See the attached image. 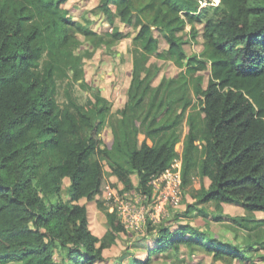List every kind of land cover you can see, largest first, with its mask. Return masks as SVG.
I'll return each mask as SVG.
<instances>
[{
  "label": "trees",
  "instance_id": "1",
  "mask_svg": "<svg viewBox=\"0 0 264 264\" xmlns=\"http://www.w3.org/2000/svg\"><path fill=\"white\" fill-rule=\"evenodd\" d=\"M66 1L0 0V264L102 262L104 250L126 231L104 195L111 187L149 191L152 175L180 154L183 189L195 175L210 179L208 186L201 181L191 188L187 213L207 212L202 205L210 201L217 207L230 203L250 213L234 218L238 226L254 230L264 223L254 217L264 212V0H99L97 10L112 27L104 31L91 28L89 20L76 21ZM116 15L138 32L128 100L112 118L100 91L93 89L94 98L82 103L70 87L78 79L86 86L78 34L96 47L117 45L127 34L115 25ZM188 23L191 37H203L205 58L189 56L183 46L179 33ZM155 28L165 33L166 48ZM152 54L185 68L153 86ZM208 68L204 85L199 71ZM184 121L189 130L181 139ZM106 124L108 141L102 136ZM106 163L115 180L106 176ZM66 177L72 202H54ZM81 199L104 211L109 228L103 236L90 228ZM175 220L158 227L155 248L133 264H152L153 252L178 256L182 244L229 264H260L248 255L251 245L242 248ZM263 239L264 230L256 240Z\"/></svg>",
  "mask_w": 264,
  "mask_h": 264
},
{
  "label": "rangeland",
  "instance_id": "2",
  "mask_svg": "<svg viewBox=\"0 0 264 264\" xmlns=\"http://www.w3.org/2000/svg\"><path fill=\"white\" fill-rule=\"evenodd\" d=\"M214 2V5L219 4V0H214ZM98 3L99 0H67L63 6L69 9L70 16L76 21L85 25L89 20V26L95 30L104 31L105 29L112 28L106 15L97 10ZM115 25L123 30L127 34V37L117 45L114 44L110 47L105 45L96 47L82 33L78 34L82 40V44L77 49V52L86 55L84 60L86 86L81 84L82 79H78L70 87L73 95L82 103H86L89 98H94L93 89L100 91L111 103L112 114L110 116L112 118L119 116L117 110L124 107L128 100L133 72V48L135 47L133 37L138 32L134 24L123 22L118 15L115 16ZM196 26L200 29L202 24L196 22ZM191 28L192 25L188 23L185 30L179 33L183 41V46L189 56L197 55L205 58L203 37L201 33L196 38L191 37ZM154 33L159 40L160 47L162 49L166 48L168 43L165 39V33L156 28ZM148 65L150 80L153 86H158L164 79L179 76L185 68L179 67L172 60L160 59L154 54L150 56ZM200 73L204 74V85H206L210 69L201 70L199 71ZM66 84V81H63L61 84V92L59 94V101L61 103L65 99L64 88L67 86ZM190 95H192V92ZM188 130L189 126L184 121L181 127V139H183ZM143 135L141 134V136ZM102 136L106 141L110 140L112 137L110 124H106L102 131ZM104 170L110 181L116 179L108 163L105 164ZM132 177L134 182L137 183L139 180L137 173H134ZM201 181L207 185L210 183L208 177H204L201 180L199 176H193L192 183L183 189V200L180 207L174 212L171 211L168 216L161 217L162 219L159 223L153 224L150 222L143 230L133 231L131 233L126 230L120 233L116 242L104 250L105 260L97 264H133L135 258L144 259L148 255L149 249L152 248L153 250L158 243L154 238L158 227L163 224H174L176 217L181 218V220H188L203 230L212 232L221 239L231 240L239 244L242 248L251 245L252 247L250 248L253 250H250L248 255H252L257 263L264 264V242L259 243L256 240L257 234L264 230V223L256 225V222L250 220V225L257 226L254 230H247L240 225L238 226L234 218H240L242 216L250 217V213H247L243 207H237L231 204H222L220 207H217L213 201H210L202 205L207 212L203 214L197 211L187 213L188 200L194 199L189 192L192 187L196 189L200 188ZM70 184V178L66 177L63 188L58 197L54 198V202H56V199L57 201L72 202L69 191ZM80 203L87 204L88 206L89 225L93 233L100 237L103 236L109 228L104 211L98 208L95 201L81 199ZM214 216L223 217L222 220H215ZM254 217L263 220L264 212L256 211ZM198 262L201 264H229L226 261L213 258L205 250H193L186 244L181 245L178 256L173 250L153 252L152 254V264H195ZM12 264H16V262ZM231 264H241V262L233 260Z\"/></svg>",
  "mask_w": 264,
  "mask_h": 264
},
{
  "label": "built area",
  "instance_id": "3",
  "mask_svg": "<svg viewBox=\"0 0 264 264\" xmlns=\"http://www.w3.org/2000/svg\"><path fill=\"white\" fill-rule=\"evenodd\" d=\"M182 171L183 157L180 154L164 170L152 175L149 191L136 187L121 191L111 187L104 195L105 204L110 211L117 213L129 233L143 230L148 223H159L161 217L180 207L183 200Z\"/></svg>",
  "mask_w": 264,
  "mask_h": 264
},
{
  "label": "crops",
  "instance_id": "4",
  "mask_svg": "<svg viewBox=\"0 0 264 264\" xmlns=\"http://www.w3.org/2000/svg\"><path fill=\"white\" fill-rule=\"evenodd\" d=\"M205 185L208 186L209 184L207 185V184L205 183ZM225 204H230V203H224L223 205H225ZM231 205H236L237 207H242L241 205H237V204H231Z\"/></svg>",
  "mask_w": 264,
  "mask_h": 264
}]
</instances>
